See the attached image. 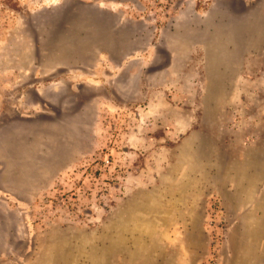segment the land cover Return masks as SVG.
<instances>
[{"label":"rangeland","instance_id":"1","mask_svg":"<svg viewBox=\"0 0 264 264\" xmlns=\"http://www.w3.org/2000/svg\"><path fill=\"white\" fill-rule=\"evenodd\" d=\"M0 264H264V0H0Z\"/></svg>","mask_w":264,"mask_h":264}]
</instances>
